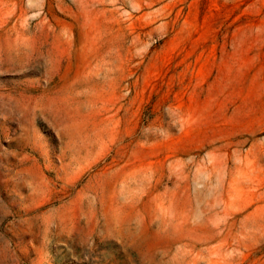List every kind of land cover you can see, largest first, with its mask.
Listing matches in <instances>:
<instances>
[{"label":"rangeland","instance_id":"374dc122","mask_svg":"<svg viewBox=\"0 0 264 264\" xmlns=\"http://www.w3.org/2000/svg\"><path fill=\"white\" fill-rule=\"evenodd\" d=\"M0 264H264V0H0Z\"/></svg>","mask_w":264,"mask_h":264}]
</instances>
